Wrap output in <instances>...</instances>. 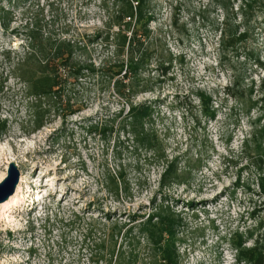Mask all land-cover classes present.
Masks as SVG:
<instances>
[{"label":"rangeland","instance_id":"374dc122","mask_svg":"<svg viewBox=\"0 0 264 264\" xmlns=\"http://www.w3.org/2000/svg\"><path fill=\"white\" fill-rule=\"evenodd\" d=\"M116 1L0 0V182L12 162L20 173L15 201L0 206V264H95L87 242L114 232L120 243L127 229L134 254L147 256L140 229L167 206L180 264H236L233 240L253 247L251 213L264 189V153L256 167L244 152L254 132L264 147V106L255 103L264 90L262 1L245 11L244 0H231L228 16L224 0H144L152 56L131 97L148 107L143 144L122 130L127 96L87 73L67 83L70 107L31 132L19 75L39 65L32 44L65 50L76 41L75 54L93 60L82 62L101 67ZM226 18L249 36L222 41ZM175 167L177 178L166 173Z\"/></svg>","mask_w":264,"mask_h":264},{"label":"trees","instance_id":"16d2710c","mask_svg":"<svg viewBox=\"0 0 264 264\" xmlns=\"http://www.w3.org/2000/svg\"><path fill=\"white\" fill-rule=\"evenodd\" d=\"M225 8H231V0H224ZM259 0H244L243 7L245 11H250ZM261 6L264 8V0H261ZM144 0H121L116 1V8L111 15V21L108 25L103 38L106 49L110 52L101 61V67H97L93 62L84 63L82 61H93L91 58L77 56L75 54L76 41H69L67 48L62 50L56 42L32 44V58L37 57L39 65L35 70H23L19 78L26 85V96L28 101L29 121L33 123L31 132L40 129L45 124V118L48 113L70 107V99H67L64 105V94L67 83L72 79L78 80L85 74L95 75L97 77L109 78V85L118 91L121 95L127 96L130 103L131 113L120 121L124 133L131 135L138 144L146 142V131L144 128V118L148 113L145 105H135L131 101L136 86L141 85L137 78L143 73V69L151 61L152 50L147 42L148 30L146 24L152 15H148L145 10ZM229 16V15H228ZM243 25L238 23L236 29H230L229 18L225 19L221 29L222 41L227 38L228 45L233 46L236 42L242 41L249 36L250 29L240 32L238 29ZM227 33L229 35H227ZM102 34V33H101ZM96 36L100 38L102 35ZM97 39V38H96ZM94 39V40H96ZM93 40V41H94ZM98 40V39H97ZM84 52H87L84 49ZM51 55L52 59L51 60ZM83 58V59H82ZM259 61V59H257ZM169 59L168 62H171ZM162 74L166 75L170 67L163 66ZM117 78V79H115ZM129 80L128 82H126ZM71 84V83H70ZM209 102V97L205 96ZM264 106V90L261 98L255 101ZM210 104V103H209ZM208 104V105H209ZM65 106V107H64ZM121 114V113H119ZM210 115H214L210 111ZM245 157L250 164L258 166L257 160L264 153V147L258 138V132L245 141ZM154 153L159 157H164L163 153L156 149ZM172 177H179L178 168L167 170ZM123 176V174H121ZM119 183H115L114 190L119 192ZM262 201L254 206L255 212L251 216L257 224L253 230L248 231V235L253 239V247L243 246V240L234 239L233 243L239 250L238 263L241 255L246 258L254 259L255 264H264V189L260 194ZM159 219L157 222L151 218L140 229V233L146 239L148 236L149 253L142 257L134 254L131 249L133 235H130L131 229H127L122 236V241L114 238V232L108 237L99 241H91L85 236L87 247L90 249L91 258L95 264H180L177 241L173 234V227L177 225L178 219L175 212L168 206L160 207ZM140 242H137L139 244ZM107 244V245H106ZM126 248V249H125ZM256 255V258L254 256Z\"/></svg>","mask_w":264,"mask_h":264},{"label":"water","instance_id":"95a60500","mask_svg":"<svg viewBox=\"0 0 264 264\" xmlns=\"http://www.w3.org/2000/svg\"><path fill=\"white\" fill-rule=\"evenodd\" d=\"M20 183V173L15 163H10L7 177L0 182V204L8 201L16 192Z\"/></svg>","mask_w":264,"mask_h":264},{"label":"bare ground","instance_id":"6f19581e","mask_svg":"<svg viewBox=\"0 0 264 264\" xmlns=\"http://www.w3.org/2000/svg\"><path fill=\"white\" fill-rule=\"evenodd\" d=\"M20 188L17 189L16 194L13 195L7 202L0 204V206H8L12 204L15 201L16 195H18ZM236 264H239L238 261H236Z\"/></svg>","mask_w":264,"mask_h":264}]
</instances>
